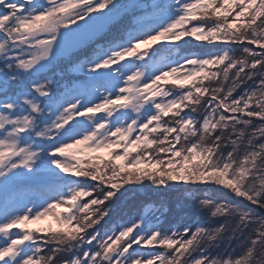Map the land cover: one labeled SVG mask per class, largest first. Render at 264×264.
Returning <instances> with one entry per match:
<instances>
[{"label":"snow or ice","instance_id":"snow-or-ice-1","mask_svg":"<svg viewBox=\"0 0 264 264\" xmlns=\"http://www.w3.org/2000/svg\"><path fill=\"white\" fill-rule=\"evenodd\" d=\"M0 264H264V0H0Z\"/></svg>","mask_w":264,"mask_h":264},{"label":"trees","instance_id":"trees-1","mask_svg":"<svg viewBox=\"0 0 264 264\" xmlns=\"http://www.w3.org/2000/svg\"><path fill=\"white\" fill-rule=\"evenodd\" d=\"M122 199L127 200L128 198L124 197ZM154 200L155 196L150 189H141V191L131 199L130 203L128 204V207L131 208L133 214H135L139 210L141 204L147 205L153 202Z\"/></svg>","mask_w":264,"mask_h":264},{"label":"rangeland","instance_id":"rangeland-1","mask_svg":"<svg viewBox=\"0 0 264 264\" xmlns=\"http://www.w3.org/2000/svg\"><path fill=\"white\" fill-rule=\"evenodd\" d=\"M41 224H42V226H49V225H51V226H55V224H54V222L51 220V218H48V219H46L45 221H42L41 222Z\"/></svg>","mask_w":264,"mask_h":264}]
</instances>
